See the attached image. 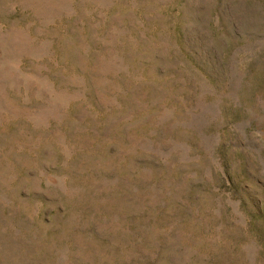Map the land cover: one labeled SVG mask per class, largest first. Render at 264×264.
Masks as SVG:
<instances>
[{"label": "rangeland", "instance_id": "rangeland-1", "mask_svg": "<svg viewBox=\"0 0 264 264\" xmlns=\"http://www.w3.org/2000/svg\"><path fill=\"white\" fill-rule=\"evenodd\" d=\"M0 264H264V0H0Z\"/></svg>", "mask_w": 264, "mask_h": 264}]
</instances>
